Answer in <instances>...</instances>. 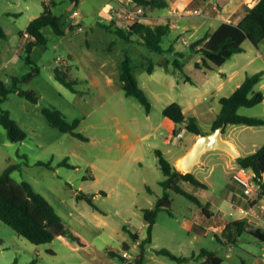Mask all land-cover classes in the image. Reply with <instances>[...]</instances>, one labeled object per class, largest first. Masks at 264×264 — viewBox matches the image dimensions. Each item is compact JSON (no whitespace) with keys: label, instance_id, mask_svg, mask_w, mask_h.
Instances as JSON below:
<instances>
[{"label":"rangeland","instance_id":"374dc122","mask_svg":"<svg viewBox=\"0 0 264 264\" xmlns=\"http://www.w3.org/2000/svg\"><path fill=\"white\" fill-rule=\"evenodd\" d=\"M219 2L205 4L204 0H198L179 13L180 24L176 17L170 19L180 28L169 32L163 44L166 52L157 54L141 44L138 35L129 38L118 35L117 25L128 28L112 13L123 9L119 0H0V27L8 34V39L0 40V84L4 83L11 91L2 109L9 111L27 133L26 140L13 142L0 124V174L10 166H18L12 178L18 183H30L68 226L90 242L84 249L63 237L36 245L0 220V264H126L122 259L125 252L130 256L128 261L137 260L143 248L133 234H138L141 242L147 238L144 210L155 208L165 194L161 182L166 177L156 151H161L174 163L194 142V135L188 131L183 138L174 134L170 142H166L173 129L181 131L184 127L165 117L164 107L188 97L203 96L199 109L202 116L198 122L203 132L210 134L222 111L218 98L231 96L248 75L264 71V59L260 58L222 91L208 92V84L202 80L203 71L195 70L199 55L191 45L206 33H213L218 26L217 21L211 25L206 16ZM44 3L50 5L54 15L65 17L67 34L57 36L51 27H46L48 44L34 48L31 54L34 64L31 65L25 53L31 38L22 37V33L25 34L31 21L44 12ZM196 9L201 13H190ZM74 11L80 16L71 19ZM153 11L146 8L144 17L152 15ZM156 11L165 14L168 9ZM113 19L116 26L112 25ZM168 20L154 19L153 25ZM76 23L79 25H73ZM70 27L76 30L73 32ZM245 47L253 52L249 43ZM59 57L64 60L61 64L56 61ZM127 57L132 58L134 74L152 103L150 114L139 100L128 97L123 89L121 65ZM177 59L184 64L181 70L174 65ZM239 60L245 62L242 57ZM151 61L155 64L153 74L148 72ZM35 66L40 73L26 79ZM59 67L70 71V78L77 82L76 93L56 79L55 70ZM189 77L194 80L188 82ZM16 78L19 83H15ZM256 90L264 94L260 84ZM19 91L33 92L38 103L20 95ZM46 108L61 111L71 123L79 120L77 132L88 140L53 127L44 115ZM239 113L264 119V102L251 108L243 107ZM230 137L243 148V153H252L264 145V127L229 125L224 139ZM41 161L51 162L55 169L38 165ZM179 169L187 173L182 167ZM192 172L207 184V189L190 183H182V186L204 204L206 199L220 198L223 201L220 208H212L215 218L227 217L231 210H236L229 203L231 196L234 191L243 195L244 189L231 179L226 159L211 150ZM80 193L94 197L97 209L79 200ZM169 193L171 207L159 212L153 241L145 247L144 264H200L197 259L178 263L158 253L164 249L179 257H192L208 249L222 256L224 264H241L238 255L250 264L255 257L263 255L264 243L247 233L234 235L238 244L231 252L233 246L225 243L229 234L210 228L216 226L212 220L205 224L209 234L190 231L191 222L201 223V217L206 220L208 217L195 202L174 191ZM243 250L253 255L250 257Z\"/></svg>","mask_w":264,"mask_h":264},{"label":"trees","instance_id":"16d2710c","mask_svg":"<svg viewBox=\"0 0 264 264\" xmlns=\"http://www.w3.org/2000/svg\"><path fill=\"white\" fill-rule=\"evenodd\" d=\"M131 1L134 5L144 6L150 10L166 9L169 7L167 0ZM44 7V12L38 18L31 21L25 34L22 33V37L28 35V38H31L25 46L26 60L31 65L34 64L31 59L34 48L48 44V38L44 33L46 27H51L57 36H65L67 34L66 27L68 23L65 17L54 15L50 9V5L47 3H44ZM171 23L172 21L169 19L165 23L158 25L135 23L126 29L116 26V32L123 38L138 35L140 43L145 45L151 52L163 54L166 52L163 46L164 39L172 30ZM112 27L109 26V28ZM70 30L74 32L76 28L70 27ZM2 39H8V34L0 27V40ZM247 41L252 42L255 46H259L264 42V0H256L248 10L245 18L239 24L225 22L215 32L208 33L193 42L191 48L199 55V59H201L195 65L197 68L206 72L217 70L234 55L243 52L244 43ZM174 65L180 70L184 67L183 62L179 59L175 61ZM143 66L145 65L143 64ZM134 67L131 57H127L122 63L120 79L123 84V89L128 97L139 100L146 108V111L150 113L152 111V103L146 91L140 86L134 74ZM154 70L155 64L151 61L148 72L152 74ZM38 73H40V69L35 66L33 67V72L26 79H31ZM55 75L59 82L73 92H77L75 89L77 82L70 78V71L66 70L65 67L57 68ZM263 76V72L248 76L244 83L231 96L223 97L220 100L222 111L214 122L212 133L223 124H226V127L229 125L249 127L264 126L263 118L245 116L239 113V110L243 107L251 108L264 102V94L256 90L257 86L263 80ZM19 82L20 80L16 78L15 83ZM10 93L11 91L6 88L5 84L1 83L0 124L8 131L10 140L20 142L26 140L27 133L11 117L9 111L2 109V104ZM19 94L33 103H38V99L33 92L19 91ZM163 114L176 125L184 126L189 133L195 136L208 135L203 132L196 117H187L184 113L183 106L179 103L175 102L168 105ZM44 115L49 123L61 132L69 133L84 141L88 140L83 134L77 132L80 124L79 120L71 123L61 111L55 108L44 109ZM180 132L175 131V134H179ZM156 153L159 157L160 167L166 177L161 182L162 187L165 189V194L158 200L155 208L144 210L145 220L148 223V236L141 242L143 251L139 259L135 262H130L122 256L126 264H144L146 258L145 247L153 241V231L159 212L171 207L169 191H174L195 202L202 208L204 214L209 216L206 204L182 186V183H190L196 187L207 189V184L201 181L193 172L184 173L174 166L165 158L161 151L157 150ZM237 161L240 167L254 170L256 180L261 183L262 194L264 195V145L257 152L245 157H239ZM38 165L55 169L51 162L46 163L41 161L38 162ZM64 165L72 167L67 162H64ZM17 167L16 165L10 166L4 173L0 174V220L15 230L20 236L36 245L51 243L55 239L63 237L77 248L84 249L88 247L90 242L77 230L68 226L56 212L54 206L44 196L38 193L30 183H18L12 178V173ZM77 198L87 201L97 209L94 197L91 195L80 193L77 195ZM227 230L230 237L247 233L264 243V230L260 226L249 223L246 220L234 221L227 226ZM232 230H235V232H232ZM133 238L139 241L138 234H133ZM125 248L128 249L129 245L126 244ZM158 253L169 256L178 263H185L194 259H197L200 264H224L225 262L224 258L218 255L217 252L208 249H202L198 255L192 257H179L167 249L160 250ZM112 254L117 255L116 253Z\"/></svg>","mask_w":264,"mask_h":264},{"label":"crops","instance_id":"0c3cea01","mask_svg":"<svg viewBox=\"0 0 264 264\" xmlns=\"http://www.w3.org/2000/svg\"><path fill=\"white\" fill-rule=\"evenodd\" d=\"M119 1L123 6L126 5V0H119ZM129 1L130 0H127V4L130 3ZM167 1L169 2V7L166 8V9H168L167 13L164 14V13H160V12H157L156 10H154L153 13H151L152 15L147 16V18L144 19L143 23L153 25L154 19H172V18L176 17L177 22L180 24V22H179L180 16H181L180 14L183 12V10H185L186 8H188L190 5H192L194 2H197L198 0H167ZM255 1L256 0H220V2L216 6L213 7V9H212L213 12H211V14L206 16L208 21H210L211 25H213V21H217L219 23L218 26L215 27L213 32H215L225 22H229V23H233V24H239L245 18V16L248 13V10L253 6ZM204 3L205 4H212V3H214V0H204ZM112 13H113V11H112ZM114 21L115 20L113 19L112 25L115 24L114 26H116V23H114ZM179 24H177L175 26L174 22L172 21V29L180 28ZM206 34H208V33H206ZM247 43L250 44L253 52L247 51V49L245 47ZM263 45H264V42H262L259 46H255L252 42L247 41L244 43V51L234 55L221 68L214 70V71L206 72L202 69L197 68L195 65V70L197 71V73H199L198 71H203L204 75H203L202 80L205 82L204 84H208L207 85L208 86V92H212L213 94H216L218 91L219 92L222 91L227 86L228 83L235 81V79L241 73L246 72L248 70V67L250 65H252L253 63H255L258 59H260V58L264 59V50L262 49ZM237 57H238V60H235V59H237ZM239 57L240 58L242 57L243 59H245V62L240 63ZM200 60L201 59H198L197 62ZM233 60H235V61H233ZM69 65H71V64H69ZM260 72L264 73V71H262V70ZM189 78L190 79L187 80L188 82L189 81L192 82L194 80L191 77H189ZM263 80L260 83L261 89L264 88V81ZM214 83H215V85H214ZM241 85H242V83L238 84L237 87L239 88ZM209 86H212L213 89L211 90ZM222 98L223 97L218 98V101L220 102V100ZM203 100H204L203 96L200 98L188 97V99L186 98L184 101H181L178 103L183 106L184 113L187 115V117L194 116L199 120L200 116H202L201 115L202 113L199 109H200V105L202 104ZM166 107H164L163 113H164V110ZM206 112L208 113V111H206ZM218 116H217V118H218ZM227 127H225V129ZM175 131H174V129L172 130L170 137L166 140L167 143L170 142L171 138L175 134ZM225 132H226V130H225ZM197 138H198V136L194 135L193 144L182 155H179L177 157L176 161L174 163H172L174 166H176L177 168L180 167V166H178L180 161L193 149V147L196 144ZM232 138L231 137L227 138V141L231 142L236 147L240 157H245V156L251 155V154L257 152L261 148L260 147L257 151H254L252 153H243V148ZM212 151H216L221 157H223L224 159H226L228 161V166H229V169L231 171V173H230L231 179L234 180L233 179L234 173L240 168V165L237 161L238 158L234 157L228 151H225L222 149H214ZM208 152H206V153H208ZM205 154H203V156ZM203 156L201 157V160L198 164L201 163ZM178 161H179V163H177ZM198 164H196V165H198ZM196 165L194 166L193 170H195ZM232 189H235V188L232 187ZM260 193H262V192H258L252 198H250V197L246 196L244 192H243V195H239L236 191H234L233 195L231 196L229 203L232 204L231 206L234 207L236 210L234 212L231 210L230 211L231 213H229V215L227 217H222V216L218 215L217 218H215L216 217L215 211L212 210L213 207L220 208V206L222 205L221 203L223 202V201H221L220 198L206 199V206H207V211H208L209 216L204 214V212H203V214L206 215L208 217V219L206 220V219H203V217H201V219H202L201 223L191 222L189 227H188L189 230L190 231L197 230V231H199V235L203 231H206V234H209V231L205 227V224L210 223L211 220L215 221L214 223L216 224V226H212L210 228H213V230L215 232H222L224 235H226V233H228L227 226L232 224L234 221H237V220H246L249 223L260 226L264 230V197H261ZM242 209L247 210L249 212V214L246 216L243 215L241 213ZM232 232H235V230H232ZM218 239H220V238L218 237ZM225 240H227V241H225V243H229V245L233 246L232 248H230V250H231V252H234V247L237 246L238 240L236 238H234V236L233 237L229 236L228 239H225ZM137 242L139 244L141 243L140 237H139V241H137ZM243 252L246 255H249L250 257H251V255H253L250 251L243 250ZM139 256L137 257V259H139ZM238 258L241 259V261H242L241 264H249L246 260L243 259V257L238 255ZM145 261H146V258H145ZM250 264H264V253L261 257H255L254 262L250 263Z\"/></svg>","mask_w":264,"mask_h":264},{"label":"built area","instance_id":"2783aa9c","mask_svg":"<svg viewBox=\"0 0 264 264\" xmlns=\"http://www.w3.org/2000/svg\"><path fill=\"white\" fill-rule=\"evenodd\" d=\"M129 2H130L128 3L129 5L128 4H127L128 6L125 5L123 9L120 10L116 9L113 11V15L121 19L122 22L124 21L128 25L127 26L128 28L134 25L135 23H143L145 19L144 16L146 13V8L144 6L134 5L131 0ZM190 13L200 14L201 11L196 9ZM79 16H80L79 12L74 11L71 14V19H76ZM73 25L78 26L79 24L76 23ZM56 61L57 63L61 64L64 60L59 57ZM186 131H187L186 128L181 130V132L178 134V137L183 138ZM233 179L235 182H237L239 185L243 187L245 195L250 198H252L257 192H262V185L260 182L256 180V174L253 169L240 167L234 173ZM241 213L245 216L249 214V212L245 209H242ZM124 257L125 258L130 257L128 252L124 253Z\"/></svg>","mask_w":264,"mask_h":264},{"label":"water","instance_id":"95a60500","mask_svg":"<svg viewBox=\"0 0 264 264\" xmlns=\"http://www.w3.org/2000/svg\"><path fill=\"white\" fill-rule=\"evenodd\" d=\"M225 127L226 124H223L212 134L198 136L193 149L182 159V168L187 173L192 172L194 166L200 162L203 154L210 150L222 149L228 151L236 158L240 157L236 147L224 139Z\"/></svg>","mask_w":264,"mask_h":264},{"label":"bare ground","instance_id":"6f19581e","mask_svg":"<svg viewBox=\"0 0 264 264\" xmlns=\"http://www.w3.org/2000/svg\"><path fill=\"white\" fill-rule=\"evenodd\" d=\"M177 165H178V164H177ZM179 166L182 167V160L180 161Z\"/></svg>","mask_w":264,"mask_h":264}]
</instances>
